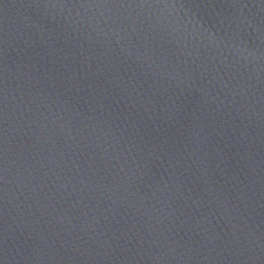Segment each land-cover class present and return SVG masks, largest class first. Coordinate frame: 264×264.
Segmentation results:
<instances>
[{"label":"water","instance_id":"obj_1","mask_svg":"<svg viewBox=\"0 0 264 264\" xmlns=\"http://www.w3.org/2000/svg\"><path fill=\"white\" fill-rule=\"evenodd\" d=\"M0 264H264V0H0Z\"/></svg>","mask_w":264,"mask_h":264}]
</instances>
